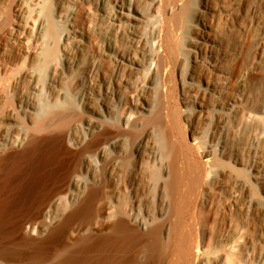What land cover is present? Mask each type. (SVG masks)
Segmentation results:
<instances>
[{
    "label": "rangeland",
    "instance_id": "374dc122",
    "mask_svg": "<svg viewBox=\"0 0 264 264\" xmlns=\"http://www.w3.org/2000/svg\"><path fill=\"white\" fill-rule=\"evenodd\" d=\"M105 128L121 134L87 145ZM164 133L178 144V167L189 157L200 168L194 193L186 175L174 201ZM58 134L73 158L44 180L59 182L42 208L51 226L100 188L99 239L123 216L140 239L161 225L165 245L177 227L173 253L158 264L174 263L187 235L188 264H264V0H0V163L24 138ZM54 147L42 144L44 159ZM79 221L62 242L89 234ZM48 233L32 234L43 254Z\"/></svg>",
    "mask_w": 264,
    "mask_h": 264
},
{
    "label": "bare ground",
    "instance_id": "6f19581e",
    "mask_svg": "<svg viewBox=\"0 0 264 264\" xmlns=\"http://www.w3.org/2000/svg\"><path fill=\"white\" fill-rule=\"evenodd\" d=\"M179 11L180 10H178V12L176 11L177 13H175L174 16L180 15ZM165 33L166 50L168 51V54L172 55L175 52V42L172 38L171 29L167 28ZM163 57L162 60L159 61V65L164 66L166 65L165 60L167 59L168 61V56H166L164 53ZM167 78L169 77L167 76ZM162 116L161 114H158L159 119H161ZM164 118L166 119L165 116ZM159 121H157V123H159ZM161 122L162 121H160V123ZM171 123H169V120H167L166 122H162L161 125L166 129L170 127L169 130H172L174 127L172 126L173 124L171 125ZM174 129H176V125ZM173 130L171 132H173ZM49 133L47 135H50ZM118 133L121 134L120 129L118 128L102 130L100 134L97 132L98 135L92 137V139L87 142V145L95 147L94 145H97L106 136L111 138L110 135L115 136ZM166 133H164V136L166 135L165 138H167L166 141H168V139H170V135L168 138V133ZM52 134L54 133H51V135ZM32 136L24 138L23 144L25 148L23 150L13 155L10 154L11 156L6 162L4 161V164L0 163V259L3 260L4 264H158L161 262L160 259H162V255H164V253H167L168 255L173 253L175 246L174 239L177 237V227H175V225L170 226L171 228H169L167 238L168 243L166 242L167 244L165 245L162 243L163 241L160 240L162 233L161 225H147V228L145 229L149 238L145 239L143 237L144 239H140L139 236H142L140 235L141 231L139 232L134 218V221H129L123 216H118L115 221L104 226V228L107 229V232L105 235L102 234L104 237L100 235L103 238L99 239L97 234L100 230H98V228L96 229L95 226H101L100 223V225H96L98 220L97 216L100 213V209L99 211L97 209L100 206H97V208L95 206L98 204V201L101 197L100 188L91 190V194L89 193L90 195L86 197L87 199H84L85 202H82L83 204L80 205L78 204L76 207H72L69 212L62 216L57 225L51 226V224L47 223L48 219L43 214L42 208L47 198L58 188L59 182L48 186V182L45 183L44 180L47 178L46 176L49 172L53 174L54 170L52 172L51 168L53 165L59 167L58 169L62 167L61 170H66L64 167L72 163L71 160L73 155L64 151L63 148H65V142L63 141L64 138H62V135L58 134L57 136L54 135L51 137L46 136L47 138H43L44 136H38L42 138H36ZM46 141H48V143L50 141L51 144H54L56 147L54 159H44V156H42L40 153L42 151L41 146ZM172 142L170 140L168 143L165 142V151L167 150L166 152L169 156L167 163L168 168L165 171V174L169 177V180L165 182H168L167 187L169 188L168 190L172 197L171 199L173 200L175 198L174 196H177L174 195L173 192L175 191L176 194L177 187L176 190H174V188L176 186L177 180L181 181V178H184L186 175H190V184L189 188H187L189 190L188 194L191 195L194 193L199 183L200 168L199 165H195L194 163L190 162L189 157H186V164L183 162V164L187 165L186 167H178V155L180 154L178 151L179 147L176 141H174L176 143ZM45 148L48 147L46 146ZM46 150L47 149L44 151ZM50 151L47 152L51 154L52 151ZM45 153L46 152L42 154L45 155ZM65 153L67 154V158ZM64 156L66 159H63ZM181 162L182 160H180V163ZM55 166H53V168H55ZM61 170H59L60 173ZM58 172L55 173L57 174ZM61 179H59L60 182ZM43 181L44 184L41 185V182ZM41 186L44 188H40V193H34V191L36 189L38 190ZM188 194L186 193V195ZM29 197L32 198L29 200L30 202L27 201V204L29 203V205H27L28 207L18 206V200ZM186 197L188 199V196ZM175 202H178V200ZM23 203H25V201H23ZM25 205L26 203L23 206ZM173 206H176L175 203ZM31 217L38 218L35 224L27 223ZM75 220H80L79 223H82L78 225L79 228L85 227L83 225H88L90 229L88 230L89 234L86 236H76L71 241L65 243L62 242L64 233L71 228V225ZM42 226L46 227L50 236L46 244L49 252L47 251L46 254H43L41 250V248L44 246V242H42L44 239L41 241L32 237V234H34L35 231L40 229ZM24 227H28V235L25 237L18 236L16 233H20ZM145 237L147 236L145 235ZM190 237L191 236L187 235L186 237H182V239H180L182 242L178 245V257L172 264H188L189 255L192 252V242ZM197 247L198 246H196L194 250V256L199 254V249Z\"/></svg>",
    "mask_w": 264,
    "mask_h": 264
}]
</instances>
